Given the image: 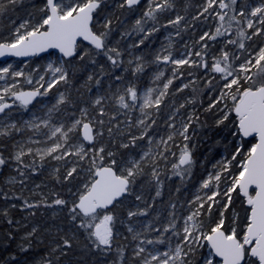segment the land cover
Segmentation results:
<instances>
[{"label":"snow or ice","instance_id":"obj_1","mask_svg":"<svg viewBox=\"0 0 264 264\" xmlns=\"http://www.w3.org/2000/svg\"><path fill=\"white\" fill-rule=\"evenodd\" d=\"M0 224V264H264V0H0Z\"/></svg>","mask_w":264,"mask_h":264},{"label":"trees","instance_id":"obj_2","mask_svg":"<svg viewBox=\"0 0 264 264\" xmlns=\"http://www.w3.org/2000/svg\"><path fill=\"white\" fill-rule=\"evenodd\" d=\"M218 149H214L212 140L209 139L206 143H202L201 146L198 148V152L196 151L195 156L198 162L207 160V159H211L214 154L215 151H217ZM196 172L194 173V177H193V183L198 180L200 178V173H201V169L198 167V170H195ZM191 187V185L189 186ZM14 217L16 219H20L21 218V214L19 212H14L13 213ZM7 226L0 224V243H4L5 241L3 240L4 234L7 231ZM12 248H15V245H12Z\"/></svg>","mask_w":264,"mask_h":264},{"label":"rangeland","instance_id":"obj_3","mask_svg":"<svg viewBox=\"0 0 264 264\" xmlns=\"http://www.w3.org/2000/svg\"><path fill=\"white\" fill-rule=\"evenodd\" d=\"M11 62H12L14 65L20 63V62H18V61H16V60H13V61H11ZM41 62H42V61H41ZM197 150H198V149H197ZM197 150H196V151H197ZM197 152H198V151H197ZM195 170H198V167H197ZM201 170H202V169H201ZM195 172H196V171H194V173H195Z\"/></svg>","mask_w":264,"mask_h":264},{"label":"water","instance_id":"obj_4","mask_svg":"<svg viewBox=\"0 0 264 264\" xmlns=\"http://www.w3.org/2000/svg\"><path fill=\"white\" fill-rule=\"evenodd\" d=\"M10 61H13V60H15L14 58H8Z\"/></svg>","mask_w":264,"mask_h":264}]
</instances>
